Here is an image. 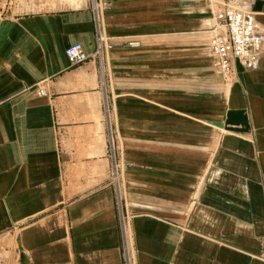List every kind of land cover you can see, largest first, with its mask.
<instances>
[{
	"label": "crops",
	"instance_id": "1",
	"mask_svg": "<svg viewBox=\"0 0 264 264\" xmlns=\"http://www.w3.org/2000/svg\"><path fill=\"white\" fill-rule=\"evenodd\" d=\"M101 1L102 65L66 57L95 50L89 1L0 17L2 264H124L125 237L134 264H264V50L229 80L210 50L219 9L264 29V0Z\"/></svg>",
	"mask_w": 264,
	"mask_h": 264
},
{
	"label": "built area",
	"instance_id": "2",
	"mask_svg": "<svg viewBox=\"0 0 264 264\" xmlns=\"http://www.w3.org/2000/svg\"><path fill=\"white\" fill-rule=\"evenodd\" d=\"M214 2L217 0H208ZM95 50L88 55L80 43L66 49V57L72 66H77L90 59L102 65L108 51L111 49L110 38L104 25V6L101 0L92 3ZM217 25L210 39V50L215 60V66L226 80L235 75V64L239 62L245 69L251 70L259 66L264 50V29L256 19L254 12L226 6L216 12ZM39 97H46L43 86L38 85L33 90ZM111 177L117 188L118 199L123 201L120 185L123 177V163L120 148L115 135L110 132ZM125 233V232H124ZM124 264H134L126 237L123 252Z\"/></svg>",
	"mask_w": 264,
	"mask_h": 264
},
{
	"label": "rangeland",
	"instance_id": "3",
	"mask_svg": "<svg viewBox=\"0 0 264 264\" xmlns=\"http://www.w3.org/2000/svg\"><path fill=\"white\" fill-rule=\"evenodd\" d=\"M75 1H77L75 3ZM94 0H0V17L7 15H27L38 12L56 11L81 2ZM6 260V254L0 250V264Z\"/></svg>",
	"mask_w": 264,
	"mask_h": 264
},
{
	"label": "water",
	"instance_id": "4",
	"mask_svg": "<svg viewBox=\"0 0 264 264\" xmlns=\"http://www.w3.org/2000/svg\"><path fill=\"white\" fill-rule=\"evenodd\" d=\"M240 115L241 113H229L227 115V124H231V125H242L244 124L246 121L244 119H240Z\"/></svg>",
	"mask_w": 264,
	"mask_h": 264
}]
</instances>
